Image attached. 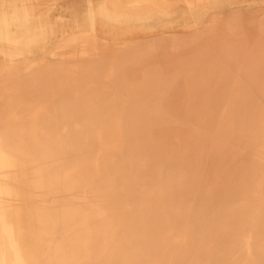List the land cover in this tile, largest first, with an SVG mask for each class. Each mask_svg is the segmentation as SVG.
Segmentation results:
<instances>
[{
    "label": "bare ground",
    "instance_id": "bare-ground-1",
    "mask_svg": "<svg viewBox=\"0 0 264 264\" xmlns=\"http://www.w3.org/2000/svg\"><path fill=\"white\" fill-rule=\"evenodd\" d=\"M251 2L264 4L0 0V264H264V107L197 121L209 126L182 137L198 151L186 154L188 142L165 157L149 139L163 121L101 120L91 103L159 98L183 79L196 91L210 61L187 55V43L206 44L223 10ZM158 53L173 77L146 70L137 86L126 81ZM54 76L62 92L35 101ZM236 131L244 149L255 144L249 169L225 165Z\"/></svg>",
    "mask_w": 264,
    "mask_h": 264
},
{
    "label": "rangeland",
    "instance_id": "rangeland-1",
    "mask_svg": "<svg viewBox=\"0 0 264 264\" xmlns=\"http://www.w3.org/2000/svg\"><path fill=\"white\" fill-rule=\"evenodd\" d=\"M233 15L236 16V19L231 21ZM229 24L230 29L227 27ZM218 26L217 34L212 36L206 44L187 43V55L193 48L195 52L200 51L202 56L210 61L205 63L203 59L200 70L197 69L193 87V89H197L196 91H191L192 88L185 85L183 79L178 85L171 86V90L159 98H148L139 102L125 99L115 102L106 101L105 103L91 102L95 104L93 110L101 120H112L116 116L133 113L134 116L124 117V119L138 118L163 121L164 123L154 126L152 136H149L151 145L157 144V149L164 148L163 155L170 157L175 156L190 142L191 150L190 153L186 154H195L199 147L197 142L187 141V138L182 137V134H192L196 128H198V132H204L206 126H209L199 124L197 121L219 119L227 121L229 119L227 115L230 111L229 106L239 105V103L246 105L248 111L264 107V97L262 96L264 92V4H252L251 2L250 5L240 8V10H223L219 16ZM179 32V37L182 39L192 37L190 31ZM210 41L216 44H209ZM159 55L158 53L155 56L152 65L146 66L145 69H136L135 74L128 75L126 81L132 86H137V82L140 81L143 72L146 70L157 73L168 72L170 77H173L174 69L166 70L165 63ZM186 78L189 80V77ZM61 87L62 84L58 76L50 78L47 85L34 90L35 101L46 100L45 96L49 93H53L54 98H56V95L62 92L60 91ZM111 87H113V82L106 84V88ZM66 91L75 98L77 95L88 96L93 93L92 90L82 92L81 89L74 87L66 88ZM23 92L20 91L17 95L22 96ZM11 95L13 93L7 89L4 96L9 98ZM77 106L79 105L75 104V107ZM233 109L238 110L237 107ZM250 117L252 118V116ZM175 121L192 122L173 123ZM223 127L225 128L226 124ZM217 133V125H213L209 134ZM207 143L210 147L211 143ZM254 147L255 144L252 143L244 149L240 133L236 131L231 138V146L228 148L225 165L232 168L238 160H241L242 165L249 169L255 160ZM216 173L215 169L206 171L203 179L208 182ZM223 188V186L220 187V189Z\"/></svg>",
    "mask_w": 264,
    "mask_h": 264
}]
</instances>
